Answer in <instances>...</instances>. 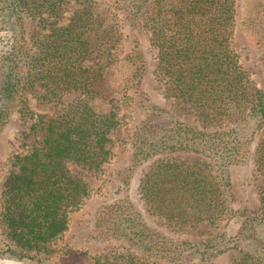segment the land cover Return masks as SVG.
Instances as JSON below:
<instances>
[{
  "label": "trees",
  "instance_id": "obj_1",
  "mask_svg": "<svg viewBox=\"0 0 264 264\" xmlns=\"http://www.w3.org/2000/svg\"><path fill=\"white\" fill-rule=\"evenodd\" d=\"M112 6L102 8L96 0H0V31L7 36L0 49V132L17 111L32 118L23 139L33 136L25 150L10 156L1 182L3 251L17 258L47 251L68 228L69 212L90 193L70 166L97 173L110 159L118 107L99 109L93 99L104 93L105 69L118 59L122 17L140 21L148 32L163 96L203 124L178 117L170 105L141 101L146 117L132 133L128 167L116 188L125 194L98 208L89 237L123 239L142 257L166 264H188L190 254L212 264V254L232 247L238 254L228 264H264V194L259 191L254 209L231 205L230 165L251 161L264 177V88L249 78L232 44L237 0H113ZM138 56L125 55L135 65L125 76L127 89H138L145 72ZM26 88L40 89L47 100L78 94L48 114L23 102ZM256 129L261 134L254 139ZM151 159L138 190L164 222L184 230L233 215L239 227L210 233L197 244L150 224L126 190L135 168Z\"/></svg>",
  "mask_w": 264,
  "mask_h": 264
},
{
  "label": "rangeland",
  "instance_id": "obj_2",
  "mask_svg": "<svg viewBox=\"0 0 264 264\" xmlns=\"http://www.w3.org/2000/svg\"><path fill=\"white\" fill-rule=\"evenodd\" d=\"M96 1L102 8L113 9V0ZM73 7L74 4L71 3L69 9ZM236 18L237 28L232 44L239 62L254 84L259 88H264V0H237ZM120 22L121 39L116 48L118 59L105 69L104 93L93 99V104L99 109L106 108L111 103L118 107L120 124L111 134L113 139L112 155L97 173L80 169L74 165L70 166L72 171H77L88 182L90 193L77 209L69 212L68 228L49 244L47 251L31 253V257L24 258L8 255L3 251L7 240L3 226L0 225V264H92L95 259H113L115 264H136L137 261L166 264L164 260L149 255L142 257L143 252L138 247L123 239L98 241L89 237V231L93 230L92 221L98 208L125 194L117 192L116 188L118 178L128 167L132 151V133L141 119L146 117L141 112V101L149 102L150 100L161 107H167L172 101V99L165 98L161 92V81L155 71V50L150 44L148 32L138 20H123L121 17ZM6 40V34L0 31V49L6 47ZM131 51L139 53L138 63L142 65L141 55L144 60L145 72H143L138 89L135 87L127 89L124 86L125 76L127 73H131L135 67V65L131 66L125 58V55ZM39 94L40 89L38 88L33 90L26 88L22 91L21 97L31 110L52 114L61 110L78 93L73 91L65 93L59 100L43 99ZM170 106L178 117L199 125L203 124L196 114L186 109H180L176 104ZM31 120L32 118L28 115L23 116L14 111L7 125L0 132V191L3 177L10 167V156L15 152L25 150L33 140L32 135L24 139L21 135V131L28 129ZM206 127L210 126L206 125ZM260 134L261 129L254 130V139ZM152 160L135 168L129 178L126 190L127 195L136 201L144 218L150 224L168 235L188 239L197 244L210 233H231L239 227L237 217L233 215L217 224L201 221L184 230H177L172 224L164 222L143 202L138 190L139 179ZM230 171L233 184L232 207L239 211L243 208H256L259 204V191L264 194V177L251 161L230 165ZM237 254V249L232 247L223 252L212 254L209 260L212 264H228ZM141 258L144 259L141 260ZM185 261L188 264H200L197 255L190 254Z\"/></svg>",
  "mask_w": 264,
  "mask_h": 264
}]
</instances>
